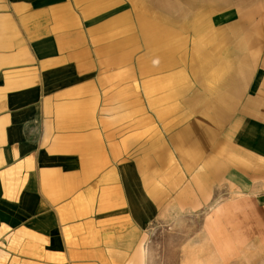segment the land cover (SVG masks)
Listing matches in <instances>:
<instances>
[{"label": "crops", "instance_id": "obj_1", "mask_svg": "<svg viewBox=\"0 0 264 264\" xmlns=\"http://www.w3.org/2000/svg\"><path fill=\"white\" fill-rule=\"evenodd\" d=\"M206 207L264 261V0H0V264H149Z\"/></svg>", "mask_w": 264, "mask_h": 264}, {"label": "rangeland", "instance_id": "obj_2", "mask_svg": "<svg viewBox=\"0 0 264 264\" xmlns=\"http://www.w3.org/2000/svg\"><path fill=\"white\" fill-rule=\"evenodd\" d=\"M149 264H264L240 260L208 207L193 212L165 213L150 227Z\"/></svg>", "mask_w": 264, "mask_h": 264}]
</instances>
